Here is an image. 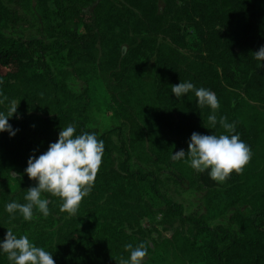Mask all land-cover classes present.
Segmentation results:
<instances>
[{"label":"trees","instance_id":"obj_1","mask_svg":"<svg viewBox=\"0 0 264 264\" xmlns=\"http://www.w3.org/2000/svg\"><path fill=\"white\" fill-rule=\"evenodd\" d=\"M40 1L51 3L57 22L27 39L9 34L22 16L0 0V92L8 97L0 112L7 114L13 100L19 105L9 118L16 135L0 132V242L8 229L17 238L27 235L56 264L130 261L129 243L146 244L143 264H264V67H258L264 61L254 56L264 46V0ZM58 53L71 68L63 76L48 61ZM97 72L126 132L91 129L88 90L77 94L67 82L70 75L88 82ZM181 82L214 92L218 119L226 117L235 132L219 124L206 128L211 109L199 108L194 92L177 99L172 85ZM68 125L75 135L95 133L104 142L92 191L75 216L60 211L61 198L42 193L49 216L36 211L25 221L17 212L13 219L6 204L26 203V190L38 185L25 171L29 158L45 153ZM193 132L239 135L252 152L243 174L220 185L207 171L174 161L175 152L188 151ZM147 150L180 180L192 186L201 181L206 215H187L160 193L157 172L136 165L153 160ZM228 211L229 225L210 223ZM158 216L171 236L157 230ZM0 264H10L2 249Z\"/></svg>","mask_w":264,"mask_h":264},{"label":"clouds","instance_id":"obj_2","mask_svg":"<svg viewBox=\"0 0 264 264\" xmlns=\"http://www.w3.org/2000/svg\"><path fill=\"white\" fill-rule=\"evenodd\" d=\"M254 56L257 61H264V46L254 52ZM189 92H194L199 108L207 106L211 109L207 118L210 127L204 125L206 128L215 129L219 124L226 133L235 132V125L229 123L226 117L221 116L218 119L220 104L214 92L203 87L197 89L191 82L172 85V93L177 99ZM0 97V104L8 100L2 92ZM18 106L13 100L7 114L0 112V132L7 131L11 136L16 135L18 130H13L9 118L17 113ZM75 132L72 125L62 128L58 141L51 143L45 153L38 158L34 154L29 158L25 171L31 180L38 181V185L26 190V203L13 201L6 204V211L12 214L13 219L17 212L25 221L35 219L36 211L44 217L49 216L50 201L42 198V193L61 198V212L70 216L77 215L81 202L94 187L105 146L95 133L75 135ZM251 158L250 147L237 134L203 135L197 132L192 133L187 152L181 149L172 155L174 161L185 160L199 173L210 170V178L219 183L226 182L233 173L243 174ZM124 247L130 251V261L121 258L118 264H143L148 256L145 243L135 248L131 243ZM0 249L7 255L10 264H56L51 253L31 243L27 235L17 238L11 229H8L6 237L0 242Z\"/></svg>","mask_w":264,"mask_h":264},{"label":"rangeland","instance_id":"obj_3","mask_svg":"<svg viewBox=\"0 0 264 264\" xmlns=\"http://www.w3.org/2000/svg\"><path fill=\"white\" fill-rule=\"evenodd\" d=\"M3 1L12 9L18 10L22 16L20 24L10 27L8 32L11 35L23 36L27 39L35 38L39 34L45 35V28L57 22V17L53 13L51 3H49L48 6L47 4H42L40 0ZM46 37L50 39L49 35H46ZM48 61L56 75L63 76L66 75V71H71L65 53L50 55ZM152 77L153 70L151 66L148 71L147 80L152 81ZM67 82L71 90L77 94L82 93L84 90H88V95L91 101V113L88 124L91 129L97 130L99 133H104L115 128H122L125 132L127 131L123 121L115 116L114 105L108 91V84H106L98 72L96 73V76L88 82L83 79L75 78L72 75L69 76ZM146 152L150 153L148 150ZM262 152L264 153V145L261 149V153ZM151 156L153 160L148 164L138 161L136 165H140L146 170L157 172L160 193L170 197L173 201L182 204L187 215H206L207 205L205 203L204 192L201 191V181L199 185L192 186L188 180H180L177 177L176 172H173L172 169H167L164 164H155V157L153 155ZM206 171L208 172L210 170ZM260 171L264 181V158L260 164ZM217 183L220 185L223 184L219 182ZM150 201L155 208H161V204L158 200L150 199ZM231 214L230 211L224 214L218 213L216 217H212L210 223L212 225L223 224L227 226L229 225ZM161 218V216L157 217V224H155L157 230L164 236H171L170 231L165 229V227H167L166 225L158 224V222L161 221ZM144 225L151 227V223L148 220L144 221Z\"/></svg>","mask_w":264,"mask_h":264}]
</instances>
